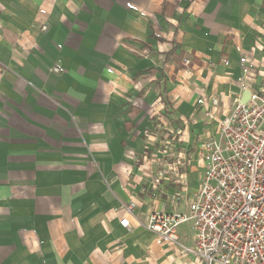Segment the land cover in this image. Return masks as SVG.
Listing matches in <instances>:
<instances>
[{
	"label": "crops",
	"instance_id": "crops-1",
	"mask_svg": "<svg viewBox=\"0 0 264 264\" xmlns=\"http://www.w3.org/2000/svg\"><path fill=\"white\" fill-rule=\"evenodd\" d=\"M242 55L264 91V0H0V264H202L144 223L187 211ZM170 124L180 202L156 147Z\"/></svg>",
	"mask_w": 264,
	"mask_h": 264
},
{
	"label": "built area",
	"instance_id": "built-area-1",
	"mask_svg": "<svg viewBox=\"0 0 264 264\" xmlns=\"http://www.w3.org/2000/svg\"><path fill=\"white\" fill-rule=\"evenodd\" d=\"M239 65L234 107L220 120L218 138L201 144L205 171L187 211H154L144 223L156 244H176L202 264H264V91L251 87L253 61L242 55ZM119 224L129 228L127 218ZM183 224L192 230L191 247L179 242Z\"/></svg>",
	"mask_w": 264,
	"mask_h": 264
},
{
	"label": "rangeland",
	"instance_id": "rangeland-1",
	"mask_svg": "<svg viewBox=\"0 0 264 264\" xmlns=\"http://www.w3.org/2000/svg\"><path fill=\"white\" fill-rule=\"evenodd\" d=\"M172 125L173 124H170L167 129H163L161 132L163 136H160L159 134V145H156V147L158 149L157 151H159V156L164 159L168 168L171 169L172 172L176 173L173 178L175 177L174 184L177 186L178 190L177 193H175L173 200L175 202H180V192L187 183L185 177L186 174L184 173V169H182V167H184V162L187 161L189 153L186 151V147H181V129H174L173 133L168 132V129Z\"/></svg>",
	"mask_w": 264,
	"mask_h": 264
},
{
	"label": "water",
	"instance_id": "water-1",
	"mask_svg": "<svg viewBox=\"0 0 264 264\" xmlns=\"http://www.w3.org/2000/svg\"><path fill=\"white\" fill-rule=\"evenodd\" d=\"M248 98H249L248 92H244V95H243V97L241 99V102L245 103L248 100Z\"/></svg>",
	"mask_w": 264,
	"mask_h": 264
}]
</instances>
